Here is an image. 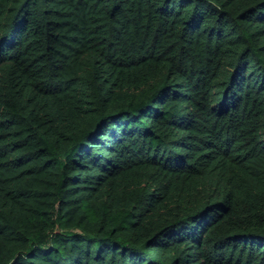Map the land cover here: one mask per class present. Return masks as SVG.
I'll return each mask as SVG.
<instances>
[{
  "label": "trees",
  "instance_id": "obj_1",
  "mask_svg": "<svg viewBox=\"0 0 264 264\" xmlns=\"http://www.w3.org/2000/svg\"><path fill=\"white\" fill-rule=\"evenodd\" d=\"M0 264H264V0H0Z\"/></svg>",
  "mask_w": 264,
  "mask_h": 264
}]
</instances>
